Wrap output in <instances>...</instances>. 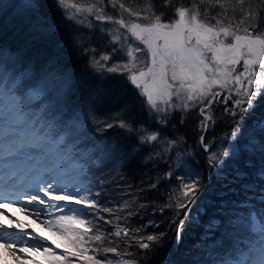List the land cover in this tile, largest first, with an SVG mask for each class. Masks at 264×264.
I'll list each match as a JSON object with an SVG mask.
<instances>
[{"label": "snow or ice", "instance_id": "1", "mask_svg": "<svg viewBox=\"0 0 264 264\" xmlns=\"http://www.w3.org/2000/svg\"><path fill=\"white\" fill-rule=\"evenodd\" d=\"M8 14L0 136L5 156L19 163L0 183V216L19 206L43 216L64 241L53 247L30 231L18 240L0 235L11 254L20 243L22 252L42 254L35 264H264V0H12L0 5V15ZM93 20L112 26L99 29L110 36V51L98 56L81 34L69 43L63 31L68 23L92 29ZM77 50L87 57L89 79L73 60ZM113 74L124 81L113 83ZM217 103L225 105L228 130L209 141ZM109 107L114 111L100 117ZM193 110L202 117L198 139L179 147L164 129L176 112L184 124ZM113 128L135 141L130 150L104 135ZM118 156L126 157L121 168L154 173L148 190L177 182L163 205L151 206L171 211L166 221L132 228L126 217L105 218L116 211L107 189L125 179L113 167ZM239 195L243 200L226 198ZM186 225L203 230L182 251ZM148 227L158 231L144 234ZM152 252L155 259H145Z\"/></svg>", "mask_w": 264, "mask_h": 264}, {"label": "trees", "instance_id": "2", "mask_svg": "<svg viewBox=\"0 0 264 264\" xmlns=\"http://www.w3.org/2000/svg\"><path fill=\"white\" fill-rule=\"evenodd\" d=\"M12 0H0V5H8L11 3ZM79 3H85L86 0H77ZM4 12L7 14L10 12L8 8H4ZM12 19V15H0V42H11L12 40V28L10 21ZM91 19V17H89ZM93 23L96 25V27L89 29L85 26L77 27L76 25L72 23H68L64 28V35L69 43L72 42V37L74 34H81L83 36L84 42L89 46H94L97 48V56L101 52L110 51V47H105V41L107 43V40L110 39V36L107 35V31L104 33H101L99 31L100 27H104L105 29H108L112 27L111 25H100L99 22H96L93 20ZM74 62L78 65L81 74H84L83 77L85 79H89L91 77V73L88 71L86 67V61L87 57L82 56L79 50H77L74 53L73 56ZM113 77L111 80L113 83H117L114 81ZM116 79V78H115ZM117 80V79H116ZM130 98V95H129ZM140 103L137 102L136 105L139 107H135V111H140L141 106ZM135 105V106H136ZM230 106V105H229ZM225 105L223 104L221 107H218V112H222V114L216 119V127L214 131H210L209 133H224L228 130V124L229 119L226 115L223 114V109ZM114 109L112 108H105L100 113V117H104L109 115ZM182 113L176 112L174 117L171 119L170 123L168 124L167 128L164 129V131L167 134H172V131L175 129L173 126H170L171 124H178L179 120L181 118ZM192 112H189L185 115V127L183 128H177L175 131L176 135H173L174 137L178 138V141L181 143H178L179 147H184L183 141H186L188 145H192L195 141L198 139V131H197V124L201 117H195ZM170 128V129H169ZM105 136L109 138V140H112L113 137L118 138L119 144L125 149L130 150L131 146L135 143L134 140H129L124 137V134L121 130L113 128L109 129L107 132L104 133ZM172 135H167V138L173 137ZM209 134L207 136V139L209 138ZM211 141V140H210ZM166 145L164 143H160L159 148L164 149ZM126 159L124 156H118L117 161L114 162L113 167L116 169L117 172H120L124 174L125 179L123 181H119L117 177V183H114L111 185L107 190V197L109 200L114 201L113 203L109 204L108 206L113 207L115 211V215L109 216L108 214H104L106 219H113L115 220V216L119 215L121 217L127 218V224L128 226L132 228L140 227L141 225L146 224V222L149 219H154L157 221H166L168 217L172 215L171 211H165L163 215L159 212H152V205L153 202L155 205H163L167 201V194L170 190V188L174 185H176V181L173 180L171 183L167 181H162L156 189L148 190L147 184L151 182L150 178H154V173L152 171H149L147 168H141L136 166L135 164H130L128 167L121 168L120 164ZM198 160H200V167L201 169L204 167L203 165V153H201V156L197 157ZM107 170V169H106ZM156 171L162 172L163 168L157 169ZM145 173L147 174V177L145 176ZM113 176H115V173H113ZM129 185L131 187L129 188ZM235 187H238L235 186ZM143 190V191H141ZM227 199H237V200H243V196H230L226 197ZM115 201H119V203H115ZM127 201L129 204L128 208L124 207V202ZM147 204L149 207L145 209L140 208V204ZM201 204H204L205 201H200ZM132 211L134 213H137V215L134 216H128V212ZM214 212V209L209 208L208 209V215H212ZM196 214V208L193 207L192 209V215L194 216ZM202 219H207V217H203ZM116 223H120L122 226L124 225L125 221L124 219H121L119 221H116ZM166 225H162V227H165ZM114 225H105L104 230L113 229ZM202 228H196V227H190L186 225L185 227V239L182 245V251L184 248L191 247L193 242L198 239L199 233L202 231ZM158 231V229H154L152 227H148L144 234ZM172 233H169V236H171ZM121 247L123 248V244L121 243ZM131 251H136V249H131ZM108 257H115L113 254L109 253ZM179 258V257H178ZM145 259L148 260H154L155 259V253H149L148 257Z\"/></svg>", "mask_w": 264, "mask_h": 264}, {"label": "rangeland", "instance_id": "3", "mask_svg": "<svg viewBox=\"0 0 264 264\" xmlns=\"http://www.w3.org/2000/svg\"><path fill=\"white\" fill-rule=\"evenodd\" d=\"M109 40L110 39L107 40V43L105 41V44H108ZM107 48H109V47H107ZM82 75H84V74H82ZM113 77H115L117 79L116 80L114 78V81H116L117 83L124 81V77L113 74V76L110 77V79H112ZM128 87H130V86H128ZM222 98L223 97H221V99ZM222 105H223L222 103H217L214 105L215 119H218V117L222 114V112H218V109H217L218 107H221ZM135 107L137 108L139 106L136 105ZM191 112L194 115H196L195 117L199 116L198 111L193 110ZM141 119H143V117H141ZM170 126H173L175 129L172 131V134H168V135L173 136V135H176L175 134V131H177L176 129L185 127V124H180V122H179L178 124H171ZM149 130H151V129H149ZM218 133H220V132L208 133L210 135L208 140L210 141L213 137H216ZM2 139H3L2 136H0V172L1 171L10 172L11 170H13V168L16 167V165L19 163V161L16 157L5 156L4 151H3ZM6 213H7L6 215L0 216V229H3V231L0 232V235L10 237L11 240H13L16 236H18V238H19L21 232L25 231V230H23L22 225L28 224V225H32L33 227H35L37 234H41V232H38V230L41 229L43 231V233H42V235H39V236H46L48 238V242H50L53 247H57V246L63 244L64 241H63L62 237L55 235L52 231H50L48 228H46L43 223H41V221L43 219L41 221H39V224H36V225L32 224V223L30 224L29 221L24 220L20 215H18L15 212V207L6 209ZM5 225L7 227H5ZM50 233L52 234V236H49ZM23 239L28 240V241L30 239V241H31V236L23 237ZM32 243H36V242L33 241ZM3 245H4V243H3ZM16 245L17 244H14L13 247L15 248ZM21 247H22V245L18 246L17 247L18 250L16 251V256H19L20 259H16V256L11 254L10 252H7V254H9V261L3 260L1 258V256H6V254H0V264H35V261H42L44 259L42 254H39V253H33L32 251H30L29 253L22 252ZM58 250L62 251L63 249L58 248ZM26 257H32V260L29 261L26 259ZM108 258L112 259L113 261H115V259H117V257H108ZM124 258H126V257H120V259H124Z\"/></svg>", "mask_w": 264, "mask_h": 264}, {"label": "bare ground", "instance_id": "4", "mask_svg": "<svg viewBox=\"0 0 264 264\" xmlns=\"http://www.w3.org/2000/svg\"><path fill=\"white\" fill-rule=\"evenodd\" d=\"M9 174H10V172H7V171H1V172H0V183H2V182H3L4 180H6V179H9V178H10ZM15 212H16L18 215H20L24 220L29 221L30 224H31V223H32V224H35V225H36V224H39V221H41L42 219H44L43 216H41L40 219H37L35 216L29 214V212H21V211L19 210V206H16V207H15ZM5 227H7V226L5 225ZM22 228H23V230H25V231H31V232H33L34 234H37V231H36L35 227H33L32 225L23 224V225H22ZM13 232H14V231H13ZM38 232H41V234H39V235H42V233H43V231H42L41 229H39ZM49 236H52V234L50 233ZM13 240H18V236H16ZM29 241H30V239H29ZM16 244H17V245L15 246L14 249L17 251V250H18L17 247L20 246L21 244H20V243H16ZM7 252H9V250L5 247V245H3L2 242H0V254H6V256H1V258H2L3 260H7V261H9V254H7ZM29 252H30V251H27V252H25V253H29Z\"/></svg>", "mask_w": 264, "mask_h": 264}]
</instances>
